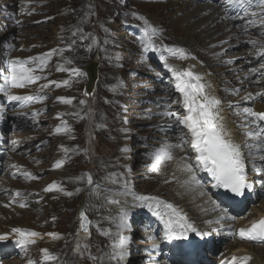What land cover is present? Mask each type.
I'll list each match as a JSON object with an SVG mask.
<instances>
[{"label": "rangeland", "instance_id": "obj_1", "mask_svg": "<svg viewBox=\"0 0 264 264\" xmlns=\"http://www.w3.org/2000/svg\"><path fill=\"white\" fill-rule=\"evenodd\" d=\"M202 2L0 0V87L4 86L6 72H3L2 64L8 56L15 59L36 58L57 50L46 65L50 75L42 76L41 80L34 83L37 89L34 93L47 91L46 108L43 109H47L48 113L37 118L39 122L34 126L35 129H29L30 122L21 123L24 131L17 137L18 143L23 144L18 150L21 153L14 155L17 162L33 169L38 179L33 182H15L3 172L0 176L1 189H24V198H29L31 203V206L22 207L23 211H29L30 216H19L14 226L41 235L38 239L33 238L36 242L30 245L26 256H23L24 253L23 257L11 259L5 264H28L29 259L35 261V264H170L167 263L165 251L163 255L159 252L160 248H169L177 253L182 245L192 244L186 240L164 239L170 247H161L162 243L156 234L164 230L163 224L152 215L148 207L141 206L153 201H142L137 197L158 198L172 204L199 229L210 232L213 225L216 230L217 227L221 229L224 220H219L216 226L214 221L218 220L213 218V211L208 212L215 207L206 204L199 206L197 202L196 205H188V199L181 197L184 192L182 185L198 187L191 179L177 177L174 168L168 171L165 179L160 180L162 183H158L152 170L153 153L165 147L172 155L176 145L188 148L185 149L188 158L183 163L193 165L195 162L193 157L196 153L190 143H184L191 140L188 129L176 120L171 125L161 123L158 114V110L164 108L179 114L182 112L178 104L182 102L183 95L178 91V80L170 70L171 66L176 70H191L202 77L203 84L209 82V85L205 84V91L214 94L219 101V115L229 121L225 126L229 130L238 129L236 144L245 149V161L249 163L247 172L249 170L250 176H256L252 170L260 154L246 146L254 142L246 133L255 130L256 125L249 123L252 118H245V115L238 113H242L246 107L252 108V105L256 111L264 108V99L261 101L255 98L259 88L254 89V78L249 70L251 65L247 63L252 59V54L244 45V37L239 30L228 47L219 46L206 51L204 44L198 42L200 49L197 55L188 54L189 58L183 60L168 58L167 70L159 69L149 59L148 51H144L149 41L158 49L181 48L177 40L182 41L187 31L181 34L175 30L185 27L184 23L195 8L213 4L210 8V12H213L219 6L217 1ZM156 20L161 22V26L156 25ZM149 26L156 29L154 35ZM139 31L145 36L137 35L141 34ZM118 44L121 53L115 55L114 46ZM94 61L98 63L99 80L95 93L88 95L84 92L90 89L88 87L85 91L84 86L87 84L93 87L94 82L87 79L85 68ZM61 68L65 71L58 70ZM75 68L80 69L84 75H74L71 69ZM252 72L256 77L259 75L254 70ZM168 77L171 78L167 81L170 86L164 82ZM58 78L67 80L68 84L58 82ZM41 85L48 86L41 88ZM258 86L262 88V85ZM249 96L251 101L246 99ZM4 98H7L5 92L0 91V104ZM60 98L71 99L72 103L65 104ZM225 103L228 104L226 111L223 110ZM0 109L6 114L4 106L0 105ZM57 128H67L68 131L58 133ZM232 133L235 135L236 130ZM44 141L47 143L40 150L37 149V145L40 147ZM30 148L35 149L29 161L23 157L22 152ZM56 157L64 161L60 168L55 167ZM173 160L174 157L169 162ZM190 160H193L192 163ZM203 171L200 167L199 172L203 174ZM191 174L198 179L195 171ZM89 175L92 184L87 182ZM204 179H207L206 176ZM170 183L174 184L170 186ZM53 184L63 191H45ZM161 184L165 187L161 188ZM260 189L254 186L257 193H261ZM65 192H71L72 195H65ZM206 193L211 199H216L213 191L207 189ZM56 194H59L60 200L52 202ZM13 198V193L2 191L0 209L12 208L9 203ZM83 198L86 200L85 212L93 222L90 237H80L78 233L80 219L77 217V208ZM112 200L120 203H110ZM263 200L264 196L256 204L260 210L264 209ZM211 204L214 205L213 202ZM124 208L132 213L131 228L127 231L122 228L120 220L114 219V215ZM223 211L225 207H222L219 217H222ZM192 212L208 214L201 220L191 222ZM13 214H7L11 222L15 219ZM228 224L230 226L231 222ZM49 233L59 234V238H53ZM223 233H226L225 230L213 231L212 235L204 238L218 242L224 237ZM216 235L220 237H212ZM122 236L129 237L128 255L119 260L115 258L118 249L114 246ZM191 240L197 245L196 239ZM228 247H232L230 238L226 239L222 249ZM42 249H47L57 259L45 262ZM247 249L251 256L254 255V261L264 264V260L256 259L254 249ZM177 261V264H183L180 258Z\"/></svg>", "mask_w": 264, "mask_h": 264}, {"label": "snow or ice", "instance_id": "obj_2", "mask_svg": "<svg viewBox=\"0 0 264 264\" xmlns=\"http://www.w3.org/2000/svg\"><path fill=\"white\" fill-rule=\"evenodd\" d=\"M223 3L231 9L239 10L244 17L250 18V23H255L257 20L264 26V0H255V7L259 11L251 10L254 4V0H223ZM255 18V19H252ZM151 28V26H149ZM156 29L151 28V34H155ZM253 45H256L257 41H252ZM70 50V49H69ZM159 49L149 41L144 47V51H158ZM174 58L188 59V54L183 48H167L166 49ZM57 50H53L47 54H43L40 57L29 58L22 60L19 58L12 59L8 63L6 69V75L4 78V86L0 87V91L5 92L9 101H32L37 99L34 96L28 95H15L12 94V89H23L28 85L34 84L41 80L43 77L38 75L37 72H43L48 61L54 55ZM259 54L264 56V44L259 46ZM161 60L167 64L168 56L161 54ZM231 62V61H229ZM71 63V61H68ZM34 65V66H33ZM174 75L178 80V91L183 95V107L187 109V115L181 116L177 112L166 111L164 115L174 118L179 123H182L188 131L191 133V140L184 141V143H190L192 149L195 151L196 165L209 172L215 180L214 187H221L234 194L236 197H244L247 193H252L254 190V184L249 181L246 172V163L244 160V154L241 151L239 145L226 138L230 133L226 132L222 123V117L219 115V101L215 97L209 96L205 91V85L201 83L202 77L194 74L191 70H176L171 68ZM65 71V69H58ZM74 75H84L80 69H71ZM55 83V82H53ZM65 85L68 81H63ZM48 85H41V88ZM63 103H72L71 99L60 98ZM251 99V96L246 97ZM170 107V106H169ZM245 118H252L249 123L255 124L256 128L253 131H248L246 135L254 141L246 145L250 150L254 149L260 154V159L264 161V126H261L260 122H264V112H256L251 107L243 109L242 113ZM56 131L66 132L67 128H57ZM16 141H13L15 144ZM180 147V145H176ZM65 152L68 149H64ZM152 170L158 171L159 165L164 160H172L173 155L167 147L161 148L153 153ZM64 161H58L55 165L56 168H60ZM15 167V166H14ZM183 170L188 173H193V165L186 163L183 165ZM26 178L35 179L30 173H25ZM87 182L92 184V178L89 175ZM191 182H194L197 186H201V182L193 174L191 175ZM127 183V182H125ZM264 185V181H260ZM54 190L63 191L56 184H53L45 189V191L51 192ZM65 195L71 196V192H65ZM22 193L17 191L15 197H21ZM13 198L11 203H18ZM137 199L145 201L151 200L152 203H147L146 206L162 224L164 227V239L166 240H187L190 233H195L197 236L208 237L211 232H201L188 221V218L181 214L172 204L160 201L158 198H145L137 197ZM110 203H120V201L112 200ZM6 207L9 205H5ZM20 207H26L23 202H19ZM128 213L122 210L121 221H126ZM235 220V216H226L221 219ZM81 227L85 232H88L87 217L81 213ZM212 223V221H209ZM215 223H220L216 221ZM123 227H127L122 223ZM213 231H216L213 229ZM11 233L15 234L14 243L21 249L22 252H27L30 245L35 244L34 237H39L41 234L35 231H28L22 228H13ZM48 235L53 238H59V234L49 233ZM229 236H238L241 240L250 242H264V218L254 221L247 228H240L238 230L232 229L228 233ZM9 234H0V242L7 241ZM129 237L122 236L118 244L114 247L118 249L115 252V258L123 260L127 255V245ZM43 253V260L45 262L53 261L57 259L51 255L47 249L41 250ZM251 257H232L230 264H247ZM2 264V262H0ZM28 264H35V261L29 259Z\"/></svg>", "mask_w": 264, "mask_h": 264}, {"label": "bare ground", "instance_id": "obj_3", "mask_svg": "<svg viewBox=\"0 0 264 264\" xmlns=\"http://www.w3.org/2000/svg\"><path fill=\"white\" fill-rule=\"evenodd\" d=\"M212 6H213V4L206 5V6H200L198 8H195V10L191 13L192 15L184 23L185 27L178 28L175 30V32L177 31V33H181V34L184 33L185 31H187L186 32L187 34L183 37L182 41L177 40L180 47L185 49L187 54H193V55L198 54V50L200 49L199 46H197L198 42L204 44L206 51H212L219 46L228 47L233 43L232 41L235 39V36L238 34V29L235 27V25L232 22H229L225 18V14L223 13L221 6L219 5L215 11L210 12L211 11L210 8ZM156 23H157L156 24L157 26H161V22L159 20H156ZM13 24H15V22H13ZM47 53H49V52H47ZM47 53H44V54H47ZM113 53L115 55L121 53V49H120L119 44L114 46V52ZM91 64L92 65L88 67V70L93 73V76L90 77V82L91 83L94 82V87H95L96 83H97V82H95L97 75H98L97 81L99 80L98 63L94 61V62H91ZM37 74L41 75V76L50 75L49 67L46 66L43 72L38 71ZM61 77H62V75H61ZM62 78H58V82L63 81ZM205 84L209 85V82H207ZM206 85H205V87H207ZM35 90H37V89L34 88V84H31V85H28L27 87H25L23 89H12V94L15 93V95H16L19 93L34 92ZM85 93L90 95V92H85ZM208 95L211 97H214V94H211L210 92L208 93ZM249 100L251 101L252 99H249ZM227 105L228 104L225 103V105L223 107L224 111L227 110ZM178 108L180 111H182L180 114L181 116L187 115V109H185L183 107V98H182V102H180V104H178ZM262 109L264 110V108H262ZM218 110L220 111V109H218ZM166 111H169V109L164 108V109L158 110V114L162 120L161 123H167V124L171 125L175 119L172 117H168V116L164 115V113ZM174 112H177V111H174ZM222 123L224 125V129L226 130V132L230 133V135L226 138L230 139L232 142H234L236 144V142L238 141L237 139L239 138L238 129L234 128L232 130H229V128L227 126H225L227 123H229V121L225 118H222ZM235 130H236V134L233 135L232 132ZM22 144H23L22 142H19V146H22ZM237 145H239V144H237ZM240 148H241V146H240ZM185 149L188 150V148H185ZM185 149L180 148V147H176L173 150L174 160L171 162H169V160H164L159 165V170L153 171V174L155 175V179H156V181H158V183L159 182L162 183V181H160V180L165 179L168 171L170 169L174 170V168L177 171V177L183 176V177H186L187 179L188 178L191 179L192 174L188 173L187 171H184L183 168L181 167L184 164L183 162H185V159L188 158V152H186ZM241 151L244 152V160H245V149H244V147L241 148ZM194 160H195V156H194ZM58 161H61V159L59 157H56L55 163H57ZM192 161L193 160H190L191 163H192ZM245 163H246V165L249 164V163H247V161H245ZM248 172H249V170H248ZM173 180L175 183L176 178H174ZM198 180L201 182V186H198L197 188H191V187L189 188V186L184 187V185H182L184 188V192H183V195H181V197L183 199H185V198L188 199L189 202L187 204L189 205V204L194 203L196 205V202H197V204L199 203L198 204L199 206L206 204L207 206H210L213 208L215 207L216 209H210V211L208 210V212L211 213L213 211V213H211V214H213L212 216L216 220H222L221 219L222 217L229 216V213L228 212L226 213V211H227L226 206H225V212L223 211L222 217L218 216L222 211V207L217 205V201H215L216 200L215 198H214L215 200H213L210 198V195H207L208 192L206 193V190H207L206 185L202 184L203 182L200 180L199 177H198ZM174 183H170L168 185L172 186ZM161 185H162L161 188L165 187V186H163V184H161ZM182 186H180V187H182ZM259 191L261 192V189ZM56 195L57 196H55V198H53V199L51 198L52 202L60 200L59 194H56ZM214 196H215V194H214ZM208 199H211V200H208ZM83 200L86 202L85 198H83ZM212 202L214 203V205L211 204ZM263 203H264V200H263ZM9 205H10V207L12 206V208H8V209L6 208L5 210L0 209V234L11 233V230L13 228H16L14 225H17V224H14V222H17V220L20 219L19 216L22 217L21 215H23V214H25V216H30V213L28 210L23 211L22 207H19L18 205H14V203H11V202L9 203ZM186 207H189V206H186ZM220 209H221V211H220ZM217 210H219V212L214 213V211H217ZM123 211H126L129 214L126 221H123V222L121 221L122 211L117 212L114 215V219L120 220L121 226H122V223L126 224L127 227L122 226V228H124L125 231H127V230H129V228H131L132 213L127 208H124ZM11 212L12 213L14 212L13 217L15 216V219L12 221L13 224L8 219V216H7V214L11 213ZM188 212H191V211L188 210ZM208 212H204L203 215L202 214L201 215L195 214L194 212H192L191 222H195L197 220L203 219L208 214ZM250 214H251V216H249L247 218H251L253 216H263L264 215V209L260 210L259 208H257V206L253 207L252 213H250ZM208 216L212 217L210 215H208ZM223 220L225 221V219H223ZM239 221H240V219L238 220V222ZM245 221L246 220L242 218V221L239 222L238 225L247 224L248 222H245ZM215 222L216 221H214V223ZM238 222H236V223H238ZM215 224L217 226L218 223H215ZM78 233H79L80 237L86 236L85 234H82L81 231H79V230H78ZM38 238L39 237H34V239H38ZM232 247H240V248H242V252L248 251L247 248L254 249L255 252H253V254L256 255V259H260L261 261L264 260V247H262V245L253 246V245L248 244L246 242H233ZM23 262H25V261H23ZM251 262H252V264H258L257 260L256 261L252 260Z\"/></svg>", "mask_w": 264, "mask_h": 264}, {"label": "water", "instance_id": "obj_4", "mask_svg": "<svg viewBox=\"0 0 264 264\" xmlns=\"http://www.w3.org/2000/svg\"><path fill=\"white\" fill-rule=\"evenodd\" d=\"M88 72H89V76L92 77L93 73L91 71H89V70H88ZM85 208H86V202L83 199H81L79 204H78V208H77V212H78L77 216L81 218V213L83 212L85 214V216L87 217V222H88L87 223V226H88V229H89L88 232H90V218L88 217L87 213L85 212ZM81 223H82V219H81V222H80V227H81ZM80 231L85 232L82 229V227L80 228Z\"/></svg>", "mask_w": 264, "mask_h": 264}]
</instances>
